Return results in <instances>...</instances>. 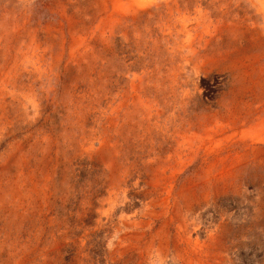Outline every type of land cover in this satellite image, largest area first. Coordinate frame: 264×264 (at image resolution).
Here are the masks:
<instances>
[{
	"label": "rangeland",
	"instance_id": "rangeland-1",
	"mask_svg": "<svg viewBox=\"0 0 264 264\" xmlns=\"http://www.w3.org/2000/svg\"><path fill=\"white\" fill-rule=\"evenodd\" d=\"M0 264H264V0H0Z\"/></svg>",
	"mask_w": 264,
	"mask_h": 264
}]
</instances>
